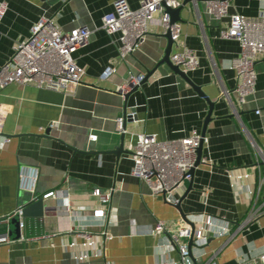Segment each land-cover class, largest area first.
Returning a JSON list of instances; mask_svg holds the SVG:
<instances>
[{
    "label": "crops",
    "instance_id": "obj_1",
    "mask_svg": "<svg viewBox=\"0 0 264 264\" xmlns=\"http://www.w3.org/2000/svg\"><path fill=\"white\" fill-rule=\"evenodd\" d=\"M7 3L0 25V67L9 59L13 46L29 36L41 15L52 17L62 31L86 27L91 31L85 46L74 54L83 76L63 91L10 84L0 88L4 119L0 133V234L10 231L14 240L0 246V264H154L158 239L147 235L157 221L185 223L173 207L185 187L172 196L151 197L143 181L131 176L132 161L127 154L131 133L155 135L158 140L201 135L208 105L204 98L171 72L160 66L128 99L137 121L126 125L124 151L114 154L120 144L116 119L124 112L123 97L116 89L128 73L147 74L163 57L167 45L157 20L149 35L124 60L118 57V37L102 29V17L115 0H0ZM180 35L171 54L192 50L199 57L191 82L214 104L205 128L207 143L192 180V189L181 202L189 223L199 216L224 219L230 224L228 236L208 238L205 257L217 264H253L264 250V189L255 208L257 216L245 229L237 226L254 206L247 192L257 185V174L249 180L228 178L227 171L253 172L262 160L256 148L264 146V53L255 63L254 93L234 113L235 74L231 61L238 55L234 40L219 38L229 19L217 21L206 11V0H179ZM132 9L138 0H127ZM264 0H232L229 15L256 17ZM114 72L101 75L106 68ZM228 95L229 98H226ZM52 125V126H51ZM130 133V134H129ZM97 136L89 141L88 136ZM5 139H8L5 142ZM20 165L38 171L36 200L17 189ZM68 191L70 214L53 198L43 195L55 189ZM113 190L103 225L90 218L97 199L93 189ZM17 206H24L26 227L23 241L19 231L6 220ZM70 216L73 218L70 219ZM89 231L106 230L111 239L104 243L103 257L86 262L73 260L63 245L73 239L70 227ZM170 257L177 255L171 252Z\"/></svg>",
    "mask_w": 264,
    "mask_h": 264
},
{
    "label": "built area",
    "instance_id": "obj_2",
    "mask_svg": "<svg viewBox=\"0 0 264 264\" xmlns=\"http://www.w3.org/2000/svg\"><path fill=\"white\" fill-rule=\"evenodd\" d=\"M232 0H206L207 13L217 21L228 18V24L218 33L222 40H234L239 47L238 55L231 61L230 70L235 74V88L233 90L235 103L232 105L234 113L246 104L247 99L254 93L257 73L255 63L259 55L264 53V10H260L256 17L250 18L240 14L229 15ZM164 5L170 9L181 6L179 0H138V7L132 9L127 0H115L112 10L102 17V29L108 36L118 37V57L124 60L139 47L149 35V26L157 20L161 32L167 29L171 32V39L177 42L180 35V26L175 23L169 26V16L165 13ZM8 10V5L0 1V25ZM91 31L86 27H76L67 32L62 31L52 17L41 15L33 23L27 39L16 43L12 54L0 67V88L10 84L20 86L33 85L36 88L63 91L70 84L79 83L83 71L74 60V54L85 46ZM173 65L179 66L184 72L195 71L199 64V57L192 50L185 49L170 56ZM115 70L108 67L101 78H107ZM145 74L128 73L125 81L118 86L116 92L122 97L131 91L134 86H141ZM226 98H229L228 95ZM133 118V114H131ZM4 119V111L0 108V133ZM136 122V121H135ZM132 122V123H135ZM52 126V125H51ZM116 131L125 134L123 117L116 119ZM130 134V133H129ZM96 135L90 134L89 141H95ZM203 145L207 138L200 134L191 133L179 139L161 141L155 135L131 133L127 145L129 159L133 168L131 176L143 181L151 197L160 195L172 196L181 191L191 180L190 170L196 162V149L200 141ZM8 139H5L7 142ZM262 163L253 168V172L236 173L227 171L228 178L249 180L257 174V185L247 192L254 200V206L247 217L237 226V230L245 229L255 219L258 210L255 205L264 189V146L256 148ZM208 162L201 158V163ZM17 189L19 192L29 193L30 202L36 200V185L38 171L36 168L20 165L18 168ZM113 190L101 191L93 189L90 196L97 199L96 208L92 209L90 218L99 220L103 225L111 223L107 216V205L110 202ZM44 199L53 198L59 201L70 214V195L63 189H55L43 195ZM177 199H173L176 204ZM17 217L19 236L17 241H23V230L26 227L24 220V206H17L13 213L6 218ZM73 217L70 216V219ZM74 219V218H73ZM75 220V219H74ZM175 224L157 221L148 229L147 235L158 239L155 245L154 264H217L214 257H205L204 246L211 236L225 237L231 230L230 224L224 219H205L199 216L192 223ZM73 239L63 245L73 260L86 262L94 258L103 257L104 243L111 239L106 231H89L83 227L73 226L69 230ZM192 239L189 248L188 241ZM14 240L10 231L0 234V246L9 245ZM177 257H170V253ZM108 264V263H105ZM253 264H264V250L253 260Z\"/></svg>",
    "mask_w": 264,
    "mask_h": 264
},
{
    "label": "water",
    "instance_id": "obj_3",
    "mask_svg": "<svg viewBox=\"0 0 264 264\" xmlns=\"http://www.w3.org/2000/svg\"><path fill=\"white\" fill-rule=\"evenodd\" d=\"M187 1H189V0H186L183 3V5H185L187 3ZM161 4L165 7V13L168 14V16H169V26H171V25H173L175 23L180 22L179 13H180L181 7L177 8V9H170V8L166 7L163 2H161ZM161 36L163 38H165L166 41H167V45H166V48L164 50L163 57L155 65V67L145 75V79H144L143 83H145L148 80V78L160 66H165L171 72H173L175 75H177L180 79H182L185 83H187L192 88V90L195 93H197V95H199L200 97L204 98L205 101L207 102V105H208V113H207V116H206V118L204 120V126H203V129H202V132H201V137L204 138L205 137V131H206L205 128H206L207 124L209 123V121L211 120V113H212V109H213L214 104L207 99V97L202 93V91H201V89L199 87L195 86L191 82V80L189 79V77H188V75H187L186 72H184L179 66L173 65L172 62L170 61V54H171L172 48L176 44V42L171 39V32H170V30L167 29L164 33L161 34ZM138 88H139V86H134L131 89L130 92H128L127 94L123 95V100H124V112H123V115H122V117H123V130H126V125H127L128 122H135V121H137V117H136L135 110L133 108H130L129 110H127L128 109L127 108V102H128L129 97L135 91H137ZM130 113L131 114L134 113L133 118L131 117ZM124 139H125V134H121L120 135V144H119V146L114 151V154L116 156H119L122 152H125L124 151ZM202 149H203V140L200 141L199 146L196 149V162H195L194 167L190 170L191 180L189 181L187 190L182 195V197L178 199V201H177L176 204H172L173 207L179 212L182 221H184L185 223L189 224L192 228H193V224L192 223H189L187 221L185 215L182 213V210H181V202L183 201L184 198H186L188 192L192 189V180H193L194 170H195V168L199 164H201ZM126 153L129 154L128 152H126ZM17 222H18V218L17 217L11 218L8 221V224L10 226H13V227L16 228V232H18L17 231ZM191 245H192V239L190 238L189 241H188L189 248L191 247Z\"/></svg>",
    "mask_w": 264,
    "mask_h": 264
},
{
    "label": "trees",
    "instance_id": "obj_4",
    "mask_svg": "<svg viewBox=\"0 0 264 264\" xmlns=\"http://www.w3.org/2000/svg\"><path fill=\"white\" fill-rule=\"evenodd\" d=\"M261 170H262V173L264 174V167L263 166H261Z\"/></svg>",
    "mask_w": 264,
    "mask_h": 264
}]
</instances>
